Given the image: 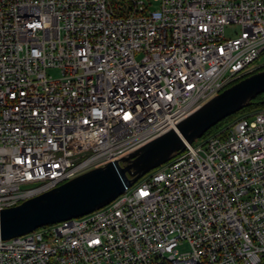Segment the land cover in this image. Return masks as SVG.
<instances>
[{"label":"built area","instance_id":"1","mask_svg":"<svg viewBox=\"0 0 264 264\" xmlns=\"http://www.w3.org/2000/svg\"><path fill=\"white\" fill-rule=\"evenodd\" d=\"M263 55L264 0H0V211L176 130ZM0 264H264V107L0 240Z\"/></svg>","mask_w":264,"mask_h":264},{"label":"water","instance_id":"2","mask_svg":"<svg viewBox=\"0 0 264 264\" xmlns=\"http://www.w3.org/2000/svg\"><path fill=\"white\" fill-rule=\"evenodd\" d=\"M264 93V70L253 73L221 91L175 129L147 144L92 169L21 204L0 211V240L25 236L35 230L81 218L99 210L147 173L170 161L211 128L237 114ZM264 104V101L262 102Z\"/></svg>","mask_w":264,"mask_h":264},{"label":"trees","instance_id":"3","mask_svg":"<svg viewBox=\"0 0 264 264\" xmlns=\"http://www.w3.org/2000/svg\"><path fill=\"white\" fill-rule=\"evenodd\" d=\"M261 70H264V67H262L261 69L255 71L259 72ZM264 101V93L261 95H258L257 97H255L246 108H244L243 110H241L240 112H238L235 115H232L228 118H226L225 120H223L222 122L218 123L216 126H214L213 128H211L210 130H208L201 139H204L206 137H208L209 135L213 134L215 131H217L219 128L223 127L225 124H227L228 122H230L234 117H236L237 115L241 114V113H249V112H253L255 110H258L262 107H264V104L262 103Z\"/></svg>","mask_w":264,"mask_h":264},{"label":"rangeland","instance_id":"4","mask_svg":"<svg viewBox=\"0 0 264 264\" xmlns=\"http://www.w3.org/2000/svg\"><path fill=\"white\" fill-rule=\"evenodd\" d=\"M239 31H240V30H239V28H238L237 26L227 27V28L225 29V35H226L227 38H232V37H234L235 35H237V34L239 33ZM258 64H259V65L264 64V55L259 59ZM48 75H49L50 77H52L53 79H57V78H59V72L56 71V70H49V71H48ZM244 114H247V112H246V113H241V114L237 115L236 117H234L233 119L238 118V117H240V116H242V115H244ZM233 119H232V120H233ZM180 250H181V249H180Z\"/></svg>","mask_w":264,"mask_h":264}]
</instances>
